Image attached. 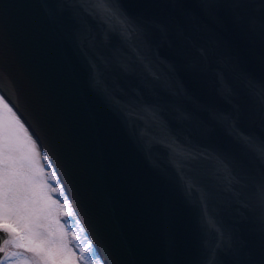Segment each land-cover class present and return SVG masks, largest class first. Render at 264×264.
Instances as JSON below:
<instances>
[{
  "label": "water",
  "instance_id": "95a60500",
  "mask_svg": "<svg viewBox=\"0 0 264 264\" xmlns=\"http://www.w3.org/2000/svg\"><path fill=\"white\" fill-rule=\"evenodd\" d=\"M0 93L104 264H264V0H0Z\"/></svg>",
  "mask_w": 264,
  "mask_h": 264
},
{
  "label": "snow or ice",
  "instance_id": "6c2138e0",
  "mask_svg": "<svg viewBox=\"0 0 264 264\" xmlns=\"http://www.w3.org/2000/svg\"><path fill=\"white\" fill-rule=\"evenodd\" d=\"M53 191L59 189L47 183L35 141L0 96V264H79L84 260L85 249L79 248L77 256L58 219L56 227L43 223L57 206L50 195ZM72 238L78 239L74 233Z\"/></svg>",
  "mask_w": 264,
  "mask_h": 264
},
{
  "label": "rangeland",
  "instance_id": "374dc122",
  "mask_svg": "<svg viewBox=\"0 0 264 264\" xmlns=\"http://www.w3.org/2000/svg\"><path fill=\"white\" fill-rule=\"evenodd\" d=\"M0 96L2 95L0 94ZM25 127L28 129L26 125ZM28 131L32 136L29 129ZM32 138L37 145L40 164L44 168V174L47 179V183L50 185L51 188L59 189V191L50 192L52 199H54L57 202V206L52 209L51 216L48 217L47 219H44L43 223L51 224L53 227H56L55 220L58 219L60 225H63L64 230L67 232L68 240L70 241V246L73 248L74 251H76L77 256L81 254L78 250L79 248L85 249V251L83 252L84 260L79 261V264H99L101 262L100 259L96 257L95 252L91 248H88L89 245V240L87 238L88 236L84 232L79 220L73 216L71 204L61 188V184L56 176V173L48 164V161L44 156L43 152L41 151V148L39 147L35 138L33 136ZM65 201H67V206H65ZM69 211L71 212V215H64L65 212H69ZM73 233L75 234L76 237H78V239L72 238ZM11 250H16V249H11ZM25 254L29 257H31L32 255L31 253H25Z\"/></svg>",
  "mask_w": 264,
  "mask_h": 264
},
{
  "label": "flooded vegetation",
  "instance_id": "af4514ba",
  "mask_svg": "<svg viewBox=\"0 0 264 264\" xmlns=\"http://www.w3.org/2000/svg\"><path fill=\"white\" fill-rule=\"evenodd\" d=\"M11 250V249H10Z\"/></svg>",
  "mask_w": 264,
  "mask_h": 264
}]
</instances>
